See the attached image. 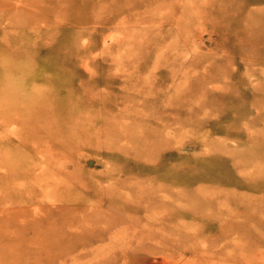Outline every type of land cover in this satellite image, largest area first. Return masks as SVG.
<instances>
[{"label": "rangeland", "instance_id": "374dc122", "mask_svg": "<svg viewBox=\"0 0 264 264\" xmlns=\"http://www.w3.org/2000/svg\"><path fill=\"white\" fill-rule=\"evenodd\" d=\"M0 264H264V0H0Z\"/></svg>", "mask_w": 264, "mask_h": 264}]
</instances>
